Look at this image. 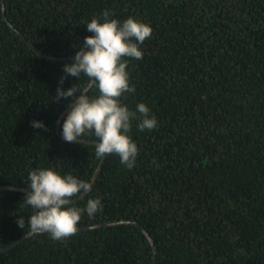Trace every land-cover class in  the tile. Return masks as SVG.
I'll return each instance as SVG.
<instances>
[{
  "label": "trees",
  "instance_id": "16d2710c",
  "mask_svg": "<svg viewBox=\"0 0 264 264\" xmlns=\"http://www.w3.org/2000/svg\"><path fill=\"white\" fill-rule=\"evenodd\" d=\"M105 9L153 29L143 58L130 60L136 92L123 102L146 103L158 126L133 123V168L106 156L91 193L75 202L99 197L102 207L78 226L136 219L157 264H264V0H0V184L27 187L36 167L92 180L102 158L93 143L63 139L66 116L60 132L58 120L71 98L52 97L79 83L68 75L60 85L73 61L62 57L74 56L92 35L83 23ZM26 193L0 190V249L28 232L17 226L31 215ZM0 264H154V247L126 223L63 240L34 234Z\"/></svg>",
  "mask_w": 264,
  "mask_h": 264
},
{
  "label": "clouds",
  "instance_id": "9594fccd",
  "mask_svg": "<svg viewBox=\"0 0 264 264\" xmlns=\"http://www.w3.org/2000/svg\"><path fill=\"white\" fill-rule=\"evenodd\" d=\"M105 9L101 17H93L86 25L88 35L78 46L72 62L63 66L64 76L75 77L79 83L64 89L58 86L55 97L71 98L70 109L61 125L63 139L67 142L95 138V155L105 158L117 155L120 163L131 169L139 154L136 141L129 134L133 123L139 131L154 130L158 120L151 108L138 102L135 109L123 102L126 94L136 88L127 70L130 60L143 58L141 47L152 36L150 24L129 16L124 20L113 18ZM82 78L86 83L81 86ZM33 128L46 127L43 121L32 120ZM26 193L21 205L31 209L27 226L23 215L17 226L27 228L28 235L47 233L53 240H63L79 229L81 217L86 213L94 217L102 207L99 197L89 198L84 207H78L74 198L91 193L93 185L56 167H36L27 175Z\"/></svg>",
  "mask_w": 264,
  "mask_h": 264
},
{
  "label": "water",
  "instance_id": "95a60500",
  "mask_svg": "<svg viewBox=\"0 0 264 264\" xmlns=\"http://www.w3.org/2000/svg\"><path fill=\"white\" fill-rule=\"evenodd\" d=\"M5 0H3V3H4ZM3 12H4V16L5 18L8 20V17L6 15V12H5V7H3ZM12 25V24H11ZM19 34L21 35L22 39L31 47L33 48L38 54H40L41 56H44L46 58H52V59H58V57H53V56H49L48 54H45L41 49L37 48L35 46V44L33 42H31L30 40H28V38L20 31H18ZM62 59L64 60H73L74 59V56L72 57H62ZM70 109L67 108L62 114H61V117L60 119L58 120V132H60V129H59V126H60V123L62 121V119L67 115V112L69 111ZM80 142H88V143H93L95 144V140L94 139H84V140H81ZM107 156V154H106ZM105 156V158H106ZM105 158H102L101 160V163L99 165V167L96 169V172L94 173L93 177H92V180L90 181V183L93 185L94 187V184L96 183L97 181V178L100 174V170L102 168V164L105 160ZM92 187V189H93ZM5 189H8V190H17V191H22V192H29L30 189H28V187H24V186H20V185H13V184H0V190H5ZM84 195H81L77 198L74 199V203L76 201H78L80 198H83ZM126 223H132V224H135V225H138L143 231H145V233L147 234V237L149 238L152 246L154 247V264H157V254H158V249H157V246L156 244L154 243L153 241V238L152 236L150 235V233L144 228V226L139 222L137 221L136 219H115V220H109V221H105V222H98V223H94V224H90V225H83V226H78V231H83V230H89V229H96V228H100V227H105V226H113V225H118V224H126ZM77 231V232H78ZM34 235V234H33ZM33 235H28V232L25 233L24 235H22L20 238L16 239L14 242H12L11 244H9L8 246L0 249V254L1 253H4V252H7L11 249H13L14 247H16L17 245H19L20 243H22L24 240H26L27 238L33 236Z\"/></svg>",
  "mask_w": 264,
  "mask_h": 264
}]
</instances>
